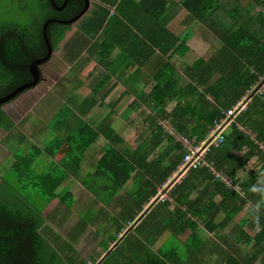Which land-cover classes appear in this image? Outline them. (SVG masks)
Segmentation results:
<instances>
[{
	"label": "trees",
	"instance_id": "obj_1",
	"mask_svg": "<svg viewBox=\"0 0 264 264\" xmlns=\"http://www.w3.org/2000/svg\"><path fill=\"white\" fill-rule=\"evenodd\" d=\"M24 2L27 5L21 11L15 1L0 0V97L31 80L29 64L46 53L42 26L48 18L57 16L49 0ZM54 2L59 6L63 0ZM103 2L113 12L100 8L101 13L86 25L87 35L66 46L69 63L87 54L79 76L83 83L78 88L80 99L76 105L73 97L59 102L48 123L58 132L74 117V127L65 136L57 134L43 149L31 145L23 153L15 152L6 175L12 174L17 185H12L8 176H0V264H88L60 252H74L72 244L101 217L106 225L96 224L94 232L105 254L143 213L144 206H148L146 213L99 264H208L213 255L219 257L213 264H264V183L253 190L264 176V97H252L232 118L222 142L205 155L217 170L235 179L240 192L215 179L208 169L190 167L168 198L156 201L159 189L178 170L186 154L185 147L163 129L160 121H168L177 135L189 141H202L225 112L264 77V0ZM67 6L76 9L65 18L79 9L74 0ZM181 10L186 12L181 25L190 26L191 31L183 29L176 34L167 26ZM194 22L205 27L219 46L208 59L199 57L188 64L182 58L190 50L187 40L193 34ZM65 28L52 23L47 26L53 50L64 38ZM115 49L119 51L113 58ZM99 68L103 69L96 76ZM131 94L128 107L132 116L143 118L150 131L148 137L133 136L130 143H137L136 148H119L122 131L113 120ZM96 104L105 106L108 114L93 127L84 118ZM10 126L0 107V128L8 131ZM99 137L106 140V145L95 162L93 175L100 190L92 196L99 203L100 213L92 218L82 213L62 247L56 248L41 234L46 213L32 207L22 192L31 188L50 207L58 203L72 207L75 199L69 188L58 190L75 177L91 192L80 178V165ZM42 156L47 169L34 173L32 166ZM253 158L257 170L247 180L239 181L238 172ZM131 179L135 182L128 195L113 203L118 190ZM247 204L257 207L256 211L233 223ZM116 205L120 208L117 214L113 213ZM220 215L222 219L217 220ZM107 224L114 228L107 230L103 227ZM245 224L255 231L253 236L243 231ZM199 225L211 234L209 243L197 234ZM226 230L228 236L222 235ZM186 231L189 235L180 242ZM228 241L247 246L237 256L225 252ZM90 261L97 262L93 258Z\"/></svg>",
	"mask_w": 264,
	"mask_h": 264
},
{
	"label": "rangeland",
	"instance_id": "obj_2",
	"mask_svg": "<svg viewBox=\"0 0 264 264\" xmlns=\"http://www.w3.org/2000/svg\"><path fill=\"white\" fill-rule=\"evenodd\" d=\"M171 1L175 2L179 0ZM258 9L259 8H255L256 11ZM100 12V8L98 6H95V4H92L88 15L83 16V18L72 24L70 28L66 27L64 32L65 36L61 43L58 45L57 50L53 51L50 61L41 67V72L42 74H44V78L40 81V83L33 89L22 93L21 95H19V97L8 104H5L1 108V110L8 116L11 126L9 127L8 131L0 128V176H8L6 174L9 167L13 163L15 152L23 150V153L24 150H26V148H29L31 145H36L43 149L48 144V142L57 134L60 136H65L64 134H66V131H70L74 127V117H72V119L70 118L69 122L61 127L58 132L51 129L54 126L53 124L49 125L48 123L53 113L59 107V102L63 103L69 98L73 97L74 99L76 98V100L73 102V104L76 105V101H79L80 99L77 96H79L78 88L83 84L81 82L82 79H80L79 77V79H76L74 77H77V74L81 73L83 67L86 65L87 54L84 52L82 54V57H80L79 60L75 61V63H68L66 58V56H68V49L66 46L69 43L74 45L82 37L86 36V25H88L94 19L93 17ZM185 14L186 12L184 10L179 11L174 19L168 24V30L176 34H179L183 29H186L188 32H190V26L183 28L181 25L182 18L185 16ZM191 26H194L193 34L187 40V46L190 50L182 58L183 62H186L188 64L193 63L199 57L208 59L213 51L219 46L218 41L214 39L213 35L208 32L205 27H202V25L200 24L198 25V23L196 22H194ZM196 29H198V31H195ZM118 51V49H115L112 52L113 58H116V56L118 55ZM69 64L70 67L72 66V68L70 69L68 67ZM100 69L101 68H99L98 70ZM99 74L100 71L95 75L97 76ZM83 82L88 84L85 80ZM143 83H145V79L143 80ZM119 94L120 91H117L116 97H118ZM132 97L133 94L126 96L124 102L119 106L117 110V116L114 117L115 120H113L115 121L116 127L118 129L122 127V124L127 125V127L124 128L119 134V138L121 139L118 145L119 148H123L128 145H132V148L136 147L137 143H130L135 134H140L144 137H148L149 135V124L145 123L143 121V118H137L136 115L132 116V111L129 110L128 103ZM169 105L171 106L172 104ZM107 113L108 109L105 106L98 107V105H96L94 113L92 115H89L88 118L84 119H87L88 122L95 125L92 121L102 120L105 115H107ZM130 119H133L134 123L131 124L129 122ZM99 143L100 146L96 148ZM105 143V140L100 139V141H97L95 144H93L96 145L95 147H93V149H96H94L93 153H89L92 147L91 146L87 150L86 154H84L83 161L80 165V178L81 180H85L87 182V184L91 187L90 190L92 193L86 190L80 184V182L76 180L75 177L71 179L69 178V180L63 183V185H66L68 187L62 186L61 188H59L58 192L69 188L73 198L75 199L72 207L67 208L61 203L50 207L46 199L42 198L34 189L31 188H28L22 192V195L28 200L29 204L32 207L41 211L42 213H46L44 214L46 217V222L42 227L41 234L56 248L59 246L62 247L66 240L68 231L78 222L79 216L82 213H87L85 215L86 218H92L93 216H97V214L100 213L99 203L92 196L98 194L100 186L96 183V178L91 174L87 175V173L89 171H93L92 168L90 169V165H93L95 161H97L102 156V147ZM58 156L59 154L57 155V157ZM43 160L45 161L44 156L40 157L32 166L34 173H40L42 170L47 169L45 168L46 166L43 167ZM256 163V159L253 158L252 160H250L248 165L242 168L240 172H238V180L241 182L247 180L250 174L257 170L255 166ZM7 180L12 183V185H17L16 180L12 174L7 177ZM134 182L135 180L131 179L126 184L123 190H121L120 192L118 191L119 193H117L114 199L112 198L113 203L119 202L120 199H124L126 197V191H128L132 187ZM170 182L171 179L167 180L166 183L159 189L158 196L160 194H163V191H170L173 185V183L169 184ZM263 183L264 176L262 177L261 181L253 186V190H257ZM158 196L157 198L161 200L162 198ZM105 197L107 199L106 195L104 196V198ZM256 209L257 207L247 204L243 211L236 216L233 223H237L241 219H245L248 215L254 213ZM119 210V206L116 205L113 213L117 214ZM106 214L108 215L107 212ZM217 220H220V218H218ZM96 224H99V226L106 225L105 221L101 217H99V223L96 222ZM96 224L95 226L93 224L89 225L83 232V234L79 237V239L72 244L75 248L74 252L69 253V251H64L63 249V252H60V254L62 256L73 257L76 260H83L88 264L94 263L90 261L91 258H93L95 261H98L104 255V252L99 246L100 237L94 232L97 227ZM103 227H107V230L114 228L112 227V224H107V226ZM242 228L243 231H245L250 236H253L255 234V231H250L248 229V224H245ZM228 230L222 232L221 234L227 235ZM197 234L208 241L209 236H211V234H208L202 228H199L197 230ZM177 242L179 241L177 240ZM227 244L228 247L225 248V252H231L236 254L237 256L241 255L244 251L245 246H247L246 243L235 244L232 241H228ZM155 247H158V245H155ZM217 259H219V257H217L216 255L210 256L207 260L208 264L215 263Z\"/></svg>",
	"mask_w": 264,
	"mask_h": 264
},
{
	"label": "built area",
	"instance_id": "obj_3",
	"mask_svg": "<svg viewBox=\"0 0 264 264\" xmlns=\"http://www.w3.org/2000/svg\"><path fill=\"white\" fill-rule=\"evenodd\" d=\"M254 96L264 97V77L259 80L257 85L252 87L246 92V95L237 102L231 109L225 112V117L219 122L215 123L214 126L209 130L204 140L194 142L187 140L180 135H177L166 120L160 121L163 129L169 134L173 135L176 141L180 142L186 149L182 164L179 166L180 169L187 170L188 168H205L208 169L211 176L215 179L220 180L229 189L240 192V187L235 179H232L225 173L217 170L214 165L205 159V155L208 153L211 147H215L220 144L223 140V133L226 128L230 125L232 118L240 111L246 108L247 103ZM242 195V194H241Z\"/></svg>",
	"mask_w": 264,
	"mask_h": 264
},
{
	"label": "water",
	"instance_id": "obj_4",
	"mask_svg": "<svg viewBox=\"0 0 264 264\" xmlns=\"http://www.w3.org/2000/svg\"><path fill=\"white\" fill-rule=\"evenodd\" d=\"M52 7L57 10L60 11L63 9V7L65 6V4L68 2V0H64L63 4L61 7H57V5L55 4L54 0H49ZM85 9L79 13L77 16H75L74 18L67 20V21H58V20H54V19H48L44 22L43 26H42V36H43V40L46 46V53L43 57L41 58H37L35 60H33L29 66H28V70L31 76V80L29 82H26L22 85H19L18 87H16L15 89H13L10 93H8L7 95L0 97V107L2 108L5 104L10 103L11 101H13L14 99H16L17 97H19V95H21L22 93L33 89L34 87H36L40 81L42 80V73H41V67L43 65H45L47 62L50 61L52 54H53V49L52 46L49 42V40L47 39V35H46V28L47 26L52 23V22H58L59 24H72L74 23L76 20H78V18L84 13ZM148 208V207H147ZM143 213H141L142 215ZM141 215H139L136 220L126 228V230L117 238V240L109 247V249L105 252V254L95 263V264H99L101 263L106 256L115 249V247L117 246V244L121 241V239L132 230L133 226L135 225V223L138 222V220L140 219Z\"/></svg>",
	"mask_w": 264,
	"mask_h": 264
},
{
	"label": "crops",
	"instance_id": "obj_5",
	"mask_svg": "<svg viewBox=\"0 0 264 264\" xmlns=\"http://www.w3.org/2000/svg\"><path fill=\"white\" fill-rule=\"evenodd\" d=\"M136 1H137V0H136ZM110 12H112V9H110ZM100 13H101V12H100ZM60 43H61V42H60ZM55 50H57V49H55ZM55 50H54V51H55ZM66 58H67V61H68L69 56H66ZM68 63H69V62H68ZM74 63H75V62H74ZM71 64H73V63H71ZM68 67H69V69L72 68V66L70 67V64H69ZM102 69H103V68H101V70H102ZM99 71H100V70H99ZM99 71H97V72H99ZM80 74H81V73L77 74V77H74V78L79 79L78 77L80 76ZM96 105H97V104H96ZM96 105L92 107V109L89 111V113L87 114V116H86L85 118H88L89 115H92V114L94 113V109L96 108ZM98 107H99V106H98ZM107 114H108V113H107ZM105 116H106V115H105ZM103 119H104V118H103ZM103 119H102V120H103ZM102 120H100V121H99V120H97V121H92L95 125H93V124H91V125H92L93 127H95V126H96L98 123H100ZM86 121H87V119H86ZM87 122H88V121H87ZM124 125H126V124H122V127L119 128V131H122L124 128L127 127V126H124ZM64 128H65V127H64ZM68 131H69V130H68ZM68 131H66V134L68 133ZM63 134H64V133H63ZM66 134H64V135H66ZM100 139L105 140L103 137H99L97 141H100ZM97 141H96V142H97ZM105 141H106V140H105ZM96 142H95V143H96ZM95 143H94V144H95ZM105 145H106V143H105V144L103 145V147H102V152H103V148H104ZM91 146H92V147H91ZM91 146H90L91 149H90V152H89V153H93L94 149H96V148H98V147L100 146V143H99L97 146H96V145H93V144H92ZM95 146H96V148L93 149V147H95ZM131 146H132V145H128V147L132 148ZM136 146H137V145H136ZM90 147H89V148H90ZM89 148H88V149H89ZM134 148H136V147H134ZM134 148H132V149H134ZM86 152H87V151H86ZM85 154H86V153H85ZM87 154H88V153H87ZM102 154H103V153H102ZM95 162H96V161H95ZM91 168L93 169V171H89V172L87 173V175L91 174V175L93 176L94 173H95V163H94L93 165H90V169H91ZM239 172H240V171H239ZM175 173H176V174H175ZM80 174H81V173H80ZM186 174H187V170H184V169H180V168H178V170L172 174V176H173V175H175V176H173V178H172V176H171V178H169V179H171V182H170L169 184H172V183H173L172 188H173L175 185L179 184L180 181H181V179L184 178V177L186 176ZM84 175H85V174H84ZM81 176H82V175H81ZM237 176H238V175H237ZM169 179H168V180H169ZM63 186H64V187H68V186H66V185H63ZM125 186H126V185H125ZM125 186H124V187H125ZM124 187L121 188V189H119L118 191L120 192L121 190L124 189ZM131 188H132V187H131ZM131 188H130V189H131ZM172 188L170 189V191L172 190ZM130 189H129V190H130ZM129 190H128V191H129ZM128 191H126V194H125L126 196L128 195ZM170 191H169V192H170ZM119 192H117V193H119ZM169 192H164V191H163V194H160L158 197H161V198H162L161 200H163V199H165V198H168V194H169ZM159 200H160V199L157 198L156 201H159ZM119 202H121V199H120ZM147 207H148V206H145V207L143 208V214L146 213V209H148ZM222 217H223V215H220V216H219L220 220L222 219ZM199 228H202V229H203L202 225H199V226H198V229H199ZM125 230H126V229H125ZM125 230H124V231H125ZM124 231H123V232H124ZM123 232H122V233H123ZM122 233H121V234H122ZM121 234H120V235H121ZM120 235H119V236H120ZM188 235H189V232H188V231L184 232V233L181 234V236L179 237V241H180V242H183V241L187 238ZM210 237H211V236H209V240H210ZM202 239H203V238H202ZM203 240H205V239H203ZM206 241H207L208 243L210 242V241H208V240H206ZM216 256H217V255H216Z\"/></svg>",
	"mask_w": 264,
	"mask_h": 264
},
{
	"label": "flooded vegetation",
	"instance_id": "obj_6",
	"mask_svg": "<svg viewBox=\"0 0 264 264\" xmlns=\"http://www.w3.org/2000/svg\"><path fill=\"white\" fill-rule=\"evenodd\" d=\"M9 1L10 2H14L15 1V3H13V4H16V6L18 5V8L21 11H23L24 7H26V5H27L26 2H24V0H9ZM69 1H71V0H68V2ZM74 1L77 2V5H78L77 8H79L78 9L79 11L77 10L73 15L65 18V15H67V13L74 12L76 8L75 9H70V6H67V4H68V2H67L62 10L57 11L51 5L52 9H54L57 12V16H52V17H50L48 19H54V20H58V21H67V20H70V19L74 18L75 16H77L86 7V10L84 11V13L78 18V20H80L81 18H83V16L88 15V12H89L90 8L92 7V4H95V6H98L101 9L103 8V9H109L110 10L109 5H107L105 2H103V0H74ZM62 4H63V2H62ZM62 4L59 5V6L57 5V7H61ZM78 20H76L75 22H77ZM74 23H72V24H74ZM52 24H57V25H60V26H66L67 28H70V26L72 25V24H59L58 22H52ZM43 78H44V74H42V79Z\"/></svg>",
	"mask_w": 264,
	"mask_h": 264
},
{
	"label": "clouds",
	"instance_id": "obj_7",
	"mask_svg": "<svg viewBox=\"0 0 264 264\" xmlns=\"http://www.w3.org/2000/svg\"><path fill=\"white\" fill-rule=\"evenodd\" d=\"M112 12H113V10H112ZM112 12H111V13H112ZM255 223H256V222H255Z\"/></svg>",
	"mask_w": 264,
	"mask_h": 264
}]
</instances>
